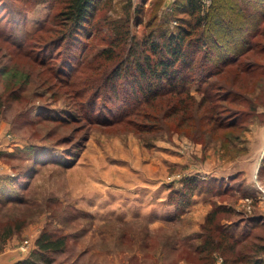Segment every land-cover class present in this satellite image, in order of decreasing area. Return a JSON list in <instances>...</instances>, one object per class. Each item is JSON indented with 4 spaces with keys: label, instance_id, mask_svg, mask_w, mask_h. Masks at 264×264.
Returning <instances> with one entry per match:
<instances>
[{
    "label": "rangeland",
    "instance_id": "1",
    "mask_svg": "<svg viewBox=\"0 0 264 264\" xmlns=\"http://www.w3.org/2000/svg\"><path fill=\"white\" fill-rule=\"evenodd\" d=\"M130 1L132 12L143 8L130 22L138 40L151 28L174 29L177 16L187 17L175 0ZM211 2L203 0L205 9ZM128 3L108 0L105 16L121 18ZM26 4L27 17L12 35L19 41L54 10L50 1ZM106 44L93 38L91 56ZM11 50L17 51L0 35V264H20L44 228L66 236L51 264H200L197 235L214 208L234 236H244L248 227L240 220L264 206V50H253L254 60L263 63L255 64L256 74L235 77L243 69L237 64L217 74L244 93L226 105L238 119L225 129L204 118L179 124L167 113L151 121L154 110L117 121L101 111L82 112L65 87L71 69L49 82L37 61L12 59ZM97 73L87 69L82 75ZM191 93L192 110L203 93ZM190 176L198 179L192 188L185 183ZM224 257L217 253L214 264H231Z\"/></svg>",
    "mask_w": 264,
    "mask_h": 264
},
{
    "label": "trees",
    "instance_id": "2",
    "mask_svg": "<svg viewBox=\"0 0 264 264\" xmlns=\"http://www.w3.org/2000/svg\"><path fill=\"white\" fill-rule=\"evenodd\" d=\"M30 1L38 0H0V35L17 49L10 51L12 59L20 55L31 57L32 64H36L35 60L44 69L42 79L49 82L68 67L73 73L71 79H66L65 87L75 106L91 114L108 113L113 121L154 110L151 121L160 122L167 113L179 124L190 118H204L215 128L225 129L238 119L237 112H230L226 105L244 93L234 89L232 80L222 82L217 74L225 65L237 64L243 69L235 70V77L241 72L254 75L256 67L263 65L254 60L253 50H264V0H212L208 9L203 0H175V7L184 4L185 8H181L187 17L177 16L174 29L151 28L140 40L131 34L130 22L142 12L141 4L132 12L128 0L125 15L109 20L103 10L108 0H39L50 1L54 10L36 31L15 40L14 25L26 19V2ZM97 36L107 44L91 56V42ZM57 57L60 62L53 60ZM87 69L96 70L97 76H83ZM194 89L201 91L203 97L191 110ZM187 182L192 188L198 179L190 176L185 179ZM219 212L214 208L207 213L197 235L201 242L194 250L200 254L199 263L214 264L215 255L220 253L226 262L231 259V264H264V233L252 234L256 227L264 229V215L252 214L240 220L248 230L243 237H236L221 223ZM23 224L24 221L16 229ZM243 242L246 243L241 250L238 245ZM35 244L20 264H51L56 253L64 250L66 236L44 228Z\"/></svg>",
    "mask_w": 264,
    "mask_h": 264
},
{
    "label": "crops",
    "instance_id": "3",
    "mask_svg": "<svg viewBox=\"0 0 264 264\" xmlns=\"http://www.w3.org/2000/svg\"><path fill=\"white\" fill-rule=\"evenodd\" d=\"M258 215L259 214H263L264 215V213L262 212L263 210H264V206H258Z\"/></svg>",
    "mask_w": 264,
    "mask_h": 264
},
{
    "label": "built area",
    "instance_id": "4",
    "mask_svg": "<svg viewBox=\"0 0 264 264\" xmlns=\"http://www.w3.org/2000/svg\"><path fill=\"white\" fill-rule=\"evenodd\" d=\"M262 192H263V189H262Z\"/></svg>",
    "mask_w": 264,
    "mask_h": 264
},
{
    "label": "bare ground",
    "instance_id": "5",
    "mask_svg": "<svg viewBox=\"0 0 264 264\" xmlns=\"http://www.w3.org/2000/svg\"><path fill=\"white\" fill-rule=\"evenodd\" d=\"M121 194V193H120Z\"/></svg>",
    "mask_w": 264,
    "mask_h": 264
}]
</instances>
